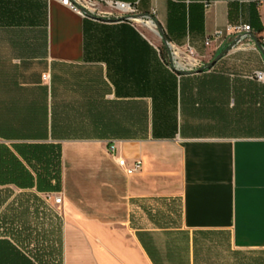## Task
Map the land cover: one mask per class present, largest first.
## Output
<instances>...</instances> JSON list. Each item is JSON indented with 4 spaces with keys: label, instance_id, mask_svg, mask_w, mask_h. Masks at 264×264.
Segmentation results:
<instances>
[{
    "label": "crops",
    "instance_id": "obj_1",
    "mask_svg": "<svg viewBox=\"0 0 264 264\" xmlns=\"http://www.w3.org/2000/svg\"><path fill=\"white\" fill-rule=\"evenodd\" d=\"M110 1L154 11L169 43L201 65L231 42L228 25H250L264 42V0ZM262 70L249 39L209 70L178 75L131 21L0 0V146L29 173L0 174V190L62 194L58 210L43 201L39 213L45 230L59 221L57 249L0 236V264H264V83L251 79ZM13 146H59L58 188L38 191L44 175ZM116 156L141 167L127 175ZM18 207L0 205V221Z\"/></svg>",
    "mask_w": 264,
    "mask_h": 264
},
{
    "label": "trees",
    "instance_id": "obj_2",
    "mask_svg": "<svg viewBox=\"0 0 264 264\" xmlns=\"http://www.w3.org/2000/svg\"><path fill=\"white\" fill-rule=\"evenodd\" d=\"M167 63V62H166ZM167 65H169L167 63ZM147 119V118H146ZM14 151L22 158H26V154L30 155L33 162L28 161V165L31 168H35L38 165L41 173L44 175V185H40V181L37 178L36 188L40 191L43 188L56 189L60 184V147H43V146H13ZM28 149V150H26ZM28 151V152H26ZM56 151V152H55ZM0 174L3 176H10L19 178L20 176L29 175L22 162L5 146H0ZM6 179V178H5ZM51 180H55V184L51 185ZM22 187L19 188H32L33 182H25L20 184ZM13 191L9 188H3L0 190V205L4 206L5 203L19 204V209L15 211V214L10 219V216L3 214L0 221V236L9 237L14 242L22 247V250L29 251V245L32 244L33 248L37 252L38 250H53L57 248L52 246L54 242L59 245L60 242V223L57 220L55 223H51L50 229H44V222L40 221L39 213H45L43 210V200L29 192H23L16 194L11 200ZM33 203L34 208L32 211L29 210L27 204ZM9 205L6 206L7 212ZM42 208V209H41ZM33 213V218L29 217ZM33 219V220H32ZM44 242L46 243L44 245ZM48 242H51L49 246ZM47 246V247H45ZM59 247V246H58Z\"/></svg>",
    "mask_w": 264,
    "mask_h": 264
},
{
    "label": "built area",
    "instance_id": "obj_3",
    "mask_svg": "<svg viewBox=\"0 0 264 264\" xmlns=\"http://www.w3.org/2000/svg\"><path fill=\"white\" fill-rule=\"evenodd\" d=\"M60 3L62 6L66 7L70 11L78 14L81 17H89L88 13L95 17H109L110 13H105L100 10L101 6H107L111 9L116 10L117 16L121 17L125 15H133L137 14V3H125L120 1H110V0H54ZM210 3H205L204 6L208 7ZM155 12L151 13L154 16ZM134 20H131L133 22ZM227 34L233 36V38L237 35H240L241 38L249 39V34H251V27L247 24H235L228 25L226 27ZM224 33L222 31H216L213 35L214 40H220L223 37ZM210 41L207 40L205 45H209ZM264 47V42H261ZM170 51L172 54L173 62L175 66H177V59L182 56V63H178L183 67L181 69L185 70H194L201 66V63L197 57H195L194 51L191 47L187 46L185 49H177L173 45L170 44ZM178 67V66H177ZM180 68V67H178ZM43 79H47V74L42 75ZM251 79H254L258 82L264 83V70L255 71L251 75ZM114 146L109 147V151L114 152ZM116 165L121 168L125 174L130 175L135 171L139 170L141 167V161L135 160L130 166H128L125 162V159L119 156L115 157ZM42 199L47 204H51L53 207L55 206L58 210L62 203V194H52V193H43Z\"/></svg>",
    "mask_w": 264,
    "mask_h": 264
},
{
    "label": "water",
    "instance_id": "obj_4",
    "mask_svg": "<svg viewBox=\"0 0 264 264\" xmlns=\"http://www.w3.org/2000/svg\"><path fill=\"white\" fill-rule=\"evenodd\" d=\"M88 16L89 17H92V18H100L101 20L106 21V22L131 21V20H135L137 18L138 19H142V20H144V19L151 20L152 23L156 27L157 33L159 34L160 38L163 40V42L165 43V46L167 48L168 55H169V58H170L169 66H170L171 70H173L178 75L198 74V73L204 72L206 70H209L229 50H231L237 44L241 43L244 40L243 38H241L240 35L235 36L231 40V42L224 49H222L211 61L205 63L204 65H201L197 69H194V70H185V69H181V68H178L177 66H175V64L173 62L172 54H171V51H170V43H169V41H168V39H167V37H166V35H165L162 27L160 26L159 22L151 14H148V13H137V14L125 15V16H121V17H95V16H93V15H91V14L88 13ZM248 37L250 38V40L253 41L255 47L257 48V50L261 53V55L264 58V47L259 42V40L253 34H249Z\"/></svg>",
    "mask_w": 264,
    "mask_h": 264
},
{
    "label": "rangeland",
    "instance_id": "obj_5",
    "mask_svg": "<svg viewBox=\"0 0 264 264\" xmlns=\"http://www.w3.org/2000/svg\"><path fill=\"white\" fill-rule=\"evenodd\" d=\"M100 10L102 12H105V13H110V16L109 17H115L117 16V11L114 10V9H111L107 6H101L100 7ZM150 41H152L154 44L157 45L158 49L160 50L161 52V55L163 56V58L165 59V61L169 64L170 63V58H169V55H168V51H167V48L165 46V43L163 42V40L160 38V37H157L156 35H154L152 32H150L147 28H145L144 26H147L148 24L144 23V24H141V23H138L136 20H134L132 22ZM177 62L178 63H182L183 60H182V56H180L178 59H177ZM177 63V66H182L180 64ZM183 67V66H182ZM181 68V67H180ZM64 172L66 173V177H68L70 183H71V186H74V183L76 182L77 178L75 177V172H74V168L72 166V163L71 164H66V167L64 166Z\"/></svg>",
    "mask_w": 264,
    "mask_h": 264
},
{
    "label": "bare ground",
    "instance_id": "obj_6",
    "mask_svg": "<svg viewBox=\"0 0 264 264\" xmlns=\"http://www.w3.org/2000/svg\"><path fill=\"white\" fill-rule=\"evenodd\" d=\"M138 23H141V24H144V23H146V24H148V25H152V26H154L155 27V25L152 23V21L151 20H149V19H144V20H142V19H135ZM159 35V34H158ZM179 67H181L182 68V66H179Z\"/></svg>",
    "mask_w": 264,
    "mask_h": 264
}]
</instances>
